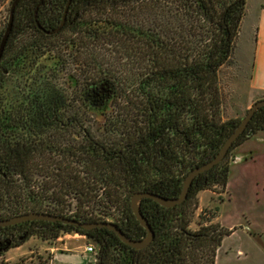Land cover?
Returning a JSON list of instances; mask_svg holds the SVG:
<instances>
[{"label": "trees", "instance_id": "obj_1", "mask_svg": "<svg viewBox=\"0 0 264 264\" xmlns=\"http://www.w3.org/2000/svg\"><path fill=\"white\" fill-rule=\"evenodd\" d=\"M245 11L246 0H19L4 46L8 55L23 51L25 33L35 23L53 30V86L43 80L47 91L39 109L70 110L87 84L90 96L109 97L104 121L87 127L106 128L119 138L102 141L105 152L94 150L74 137V129L86 126L82 119L72 126L53 122V145L42 141L39 150H24L15 137L7 177L0 179V220L39 212L81 223L110 222L127 237L143 239L146 231L130 208L132 195L177 197L186 174L209 161L245 115L224 119L221 86L222 69L235 63ZM28 39L31 52L39 47L44 54L52 47L46 36ZM105 52L112 60L100 56ZM71 60L80 70L73 84L67 78ZM41 121L45 127L46 119ZM259 132H264V106L228 154ZM229 174L226 156L193 179L181 204L167 208L142 199L140 213L154 234L145 248H132L105 228L85 231L33 220L0 227V264H29L26 258L8 263L1 257L33 237L54 242L75 233L95 244V264H215L223 238L235 228L207 221L191 230L190 224L196 195L224 189ZM50 263L51 254L34 264Z\"/></svg>", "mask_w": 264, "mask_h": 264}, {"label": "rangeland", "instance_id": "obj_2", "mask_svg": "<svg viewBox=\"0 0 264 264\" xmlns=\"http://www.w3.org/2000/svg\"><path fill=\"white\" fill-rule=\"evenodd\" d=\"M9 2L10 0H3L0 5V30L7 24ZM252 4L253 0L247 2L249 9ZM248 26L249 23L246 22L240 28L233 54L235 63L221 71L224 119L241 118L258 101L249 89L253 47ZM100 56L110 60L113 57L106 52ZM261 134V139H253L242 149L239 146L232 150L231 155L236 157L230 163V174L224 189L215 187L196 195L191 230H196L199 223L207 221L217 222L227 229L235 227L230 235L223 238L217 249L215 264H264V132ZM64 240L69 242L72 239L44 242L33 237L19 249L7 251L1 259L14 263L26 258L27 263L34 264L38 257L46 258L50 254V248L66 247L61 245ZM91 244L96 248L94 243ZM63 254L54 264H95L97 256L96 251L80 252L78 255Z\"/></svg>", "mask_w": 264, "mask_h": 264}, {"label": "flooded vegetation", "instance_id": "obj_3", "mask_svg": "<svg viewBox=\"0 0 264 264\" xmlns=\"http://www.w3.org/2000/svg\"><path fill=\"white\" fill-rule=\"evenodd\" d=\"M40 6L38 4L36 10ZM25 34L29 36L32 34L39 38L46 36L51 40L52 47L44 54H41L39 47L33 48L31 52V47L27 46L31 42V39L27 40L28 36L25 37L26 39L23 38L26 45L19 55H8L3 48L0 56V150H3L2 163H0V179L7 177L8 152L11 140L16 137L24 150H39L43 145L42 141L44 146H46L48 140L53 145V122L71 124L72 126L74 123H79V119H82L80 122L86 124V126L74 129L75 139L83 141L87 146L91 145L94 150L102 152H105L104 148L106 147L102 144V141H112L119 138V136L106 134V128L95 126L90 130L87 127V124L97 125L104 121L105 115L108 114L109 104V97L106 95L96 94L90 96L87 84L82 86L80 92L77 91L75 103L70 110L53 112V110L41 111L39 109V103L44 92L47 91L43 88V80L44 82H46V79L49 80L50 86H53V30L46 31L38 23H35V29ZM33 43L40 44L39 40ZM86 61L87 55L83 58L85 65ZM41 66L44 67V71H41ZM70 67L67 78L68 82L73 84L74 77L79 78V62H72L71 60L68 68ZM57 71L61 72L62 68H58ZM61 74H64V72ZM62 76H65V74ZM86 78L87 74L85 73V75L83 74V81H86ZM76 85L78 87V84ZM100 92L102 93V91ZM15 101H18L21 109H16L17 103ZM33 103L35 104L33 105ZM32 105L34 109H32ZM42 117L46 119L45 127L41 125ZM89 131L92 132L89 133ZM231 152L226 154L229 163L234 162L236 157H233Z\"/></svg>", "mask_w": 264, "mask_h": 264}, {"label": "water", "instance_id": "obj_4", "mask_svg": "<svg viewBox=\"0 0 264 264\" xmlns=\"http://www.w3.org/2000/svg\"><path fill=\"white\" fill-rule=\"evenodd\" d=\"M18 1L19 0H13L9 8L7 24L3 32V35L1 37V40H0V56L3 52V48L5 46L7 38L12 29L13 13H14V9ZM263 106H264V99H261V100L255 101L247 109L244 117L240 120L238 125L232 131V133L223 142L218 152L209 161L199 166H196L195 168L191 169L186 174V176L184 177L182 181V186H181L180 192L177 197L165 198V197H161L159 195H155V194L148 193V192H137L132 195L130 199V208L136 220L146 231L145 237L141 240H133L127 237L115 224L110 223V222L81 223V222L68 219V218H64L61 216H55V215L39 213V212H30V213L17 215L11 218L0 220V227L15 225V224L26 222V221L45 220V221H50V222H61L63 224H69V225H72L76 228H80L85 231H91L96 228H105V229H108L109 231L114 232L116 236L120 239V241L123 242L124 244L132 248H135V249L145 248L153 240L154 234L149 224L147 223L146 219L140 213V209H139L140 201L144 198H150V199L155 200L161 206L167 207V208L181 204L187 197V193L189 191V188L191 187L193 179L199 174L209 170L214 165L218 164L220 161L224 159V157L228 153L233 143L238 139V137L247 128L255 112Z\"/></svg>", "mask_w": 264, "mask_h": 264}, {"label": "crops", "instance_id": "obj_5", "mask_svg": "<svg viewBox=\"0 0 264 264\" xmlns=\"http://www.w3.org/2000/svg\"><path fill=\"white\" fill-rule=\"evenodd\" d=\"M246 0V11L245 16L243 17L241 28L244 23H249V32L252 37V47H253V63L250 71L249 78V89L251 93L256 96L255 100L264 99V0H253L252 8L249 9ZM3 0H0V5ZM254 100V101H255ZM261 132L254 135L251 139L246 141L243 145H241V149L244 145L253 141V139H261ZM226 199V198H225ZM224 200L222 201V203ZM217 218V216H216ZM215 218V222H216ZM217 223V222H216ZM222 226V225H221ZM235 227H229L231 230ZM72 239L69 242L64 240V245L66 247H58L50 248L51 254V263L54 264L56 259H60L61 253H67L71 255H78L80 252L89 253L85 251V246L87 244H91V241L87 239L85 236L78 234L65 235L60 237L58 240L62 241V239ZM19 249V248H17ZM96 249V248H95ZM58 261V260H57Z\"/></svg>", "mask_w": 264, "mask_h": 264}, {"label": "built area", "instance_id": "obj_6", "mask_svg": "<svg viewBox=\"0 0 264 264\" xmlns=\"http://www.w3.org/2000/svg\"><path fill=\"white\" fill-rule=\"evenodd\" d=\"M85 251H86V252H89V253H92V252H95L96 249H95V247L93 246V244H87V245L85 246Z\"/></svg>", "mask_w": 264, "mask_h": 264}]
</instances>
